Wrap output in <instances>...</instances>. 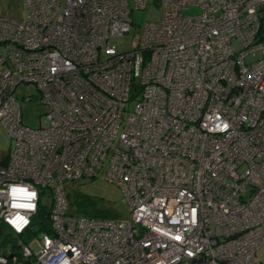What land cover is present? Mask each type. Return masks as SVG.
Returning a JSON list of instances; mask_svg holds the SVG:
<instances>
[{"label": "built area", "instance_id": "2783aa9c", "mask_svg": "<svg viewBox=\"0 0 264 264\" xmlns=\"http://www.w3.org/2000/svg\"><path fill=\"white\" fill-rule=\"evenodd\" d=\"M148 1L23 0L21 19L0 16V264H261L264 0H153L161 20L117 51ZM21 83L47 125L23 123ZM106 161L130 221L70 209L64 183Z\"/></svg>", "mask_w": 264, "mask_h": 264}, {"label": "rangeland", "instance_id": "374dc122", "mask_svg": "<svg viewBox=\"0 0 264 264\" xmlns=\"http://www.w3.org/2000/svg\"><path fill=\"white\" fill-rule=\"evenodd\" d=\"M197 11V7H191L183 12L195 13ZM131 18L132 24L130 25L129 33L111 42L119 52L132 50L133 40L137 34H140L144 23L147 21L155 22L161 20L162 9L153 0H149L143 9L132 8ZM233 47L238 50L240 48L239 42L234 40ZM256 56L259 57L260 54L257 53ZM15 95L20 101L22 121L25 125L38 127L39 125L45 126L48 124L45 117L48 107L41 103L40 91L35 85L21 83L16 87ZM129 107L132 109L133 103H130ZM11 147V138L5 127L0 124V164L8 156ZM107 167L108 162L106 161L99 169L97 176L92 178L82 177L67 181L64 183V186L72 198L74 195H77L79 198H87L89 200V204L85 206L86 210L98 209L109 212L116 219L126 222L130 221V210L123 200V189L118 184L105 178ZM41 203L45 207H49L51 204V195L48 193L42 194ZM70 209L73 210V208ZM256 259L261 264H264V244L256 251Z\"/></svg>", "mask_w": 264, "mask_h": 264}, {"label": "trees", "instance_id": "16d2710c", "mask_svg": "<svg viewBox=\"0 0 264 264\" xmlns=\"http://www.w3.org/2000/svg\"><path fill=\"white\" fill-rule=\"evenodd\" d=\"M70 199L72 200L71 203L73 206V210L75 212H78L81 214L98 216V217H105V216L111 215L110 213L106 211H101L98 209L86 210L85 206L89 204L88 203L89 200L87 198H79L77 195H74L73 198L70 196ZM34 221L37 224L39 229L43 231L48 230L49 228V208L45 207L42 203H40Z\"/></svg>", "mask_w": 264, "mask_h": 264}, {"label": "crops", "instance_id": "0c3cea01", "mask_svg": "<svg viewBox=\"0 0 264 264\" xmlns=\"http://www.w3.org/2000/svg\"><path fill=\"white\" fill-rule=\"evenodd\" d=\"M23 15V0H0V16L19 19Z\"/></svg>", "mask_w": 264, "mask_h": 264}, {"label": "clouds", "instance_id": "9594fccd", "mask_svg": "<svg viewBox=\"0 0 264 264\" xmlns=\"http://www.w3.org/2000/svg\"><path fill=\"white\" fill-rule=\"evenodd\" d=\"M227 127H228V125L225 123L223 126H222V128H220V130L221 131H224V130H226L227 129ZM12 207H27V208H32L33 206L32 205H12ZM7 219V218H6ZM7 222L13 227V228H15V230L17 231V232H19V231H21L22 230V228L24 227V226H26L27 224H28V220L26 219V218H24L23 216H21V215H19V214H17L16 216H15V218L14 219H9V220H7ZM63 264H68V261L67 260H64V262H63Z\"/></svg>", "mask_w": 264, "mask_h": 264}]
</instances>
